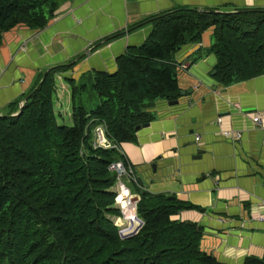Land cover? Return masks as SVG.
Here are the masks:
<instances>
[{
  "label": "trees",
  "instance_id": "trees-1",
  "mask_svg": "<svg viewBox=\"0 0 264 264\" xmlns=\"http://www.w3.org/2000/svg\"><path fill=\"white\" fill-rule=\"evenodd\" d=\"M61 1L0 0V47L3 34L17 26L43 29ZM209 28L207 52L216 59L212 78L218 85L264 75V10H178L154 17L146 40L116 58L114 73L93 76L94 109L76 105L86 85L66 78L72 126L58 125L53 109L54 76L68 69L59 65L36 89L44 72L38 74L28 94L0 116V264H223L201 250L200 225L171 219L199 209L174 196L138 191L143 225L122 238L111 220L120 212L109 166L125 159L116 149L91 146L98 122L117 145L135 142V128L154 118L150 106L180 97L175 53L199 43ZM29 94L21 113L8 118ZM241 264H264V256H247Z\"/></svg>",
  "mask_w": 264,
  "mask_h": 264
},
{
  "label": "crops",
  "instance_id": "crops-1",
  "mask_svg": "<svg viewBox=\"0 0 264 264\" xmlns=\"http://www.w3.org/2000/svg\"><path fill=\"white\" fill-rule=\"evenodd\" d=\"M178 10H264V0H62L43 29L17 26L3 34L0 116L28 94L38 74L59 65L68 69L54 76L53 109L61 117L65 108L71 117L66 78L77 85L100 71L114 73L116 58L146 40L154 17ZM212 31L174 55L186 67L178 73L186 94L175 105L156 100L149 108L153 120L119 149L142 181L133 194H166L197 206L173 219L200 225V248L218 262L241 264L247 256H264V222L250 219L253 212L264 214V131L252 121L260 114L264 122V75L218 85L211 74L216 59L207 52ZM227 130L241 138L220 135Z\"/></svg>",
  "mask_w": 264,
  "mask_h": 264
},
{
  "label": "built area",
  "instance_id": "built-area-1",
  "mask_svg": "<svg viewBox=\"0 0 264 264\" xmlns=\"http://www.w3.org/2000/svg\"><path fill=\"white\" fill-rule=\"evenodd\" d=\"M21 50L25 51L26 46H22ZM186 67L184 65L179 66V70H184ZM97 120L92 119L90 122L95 123ZM253 123L256 128H259L264 131V122L262 120V115L256 114L253 117ZM219 122V121H218ZM220 135L224 138L231 140H239L241 138L240 132H235L231 130L220 131ZM92 143L91 146L94 149L102 148V149H116L120 155L119 146L112 141L109 137L106 125L103 122H98L92 128ZM196 141H199V137H195ZM124 158V157H123ZM109 169L116 174V184L113 188V192L115 193V207L119 209L120 216L112 217L114 225L118 228L119 235L122 238L132 236L137 234V232L141 229L143 222L141 219L137 217L136 212V204L139 200V196L130 192L129 188L121 181V178L125 176L127 178V182L132 183L134 186H138V182L134 177L133 170L131 167H126L124 162L115 161L110 164ZM137 198V201L133 199ZM132 212V214H128L127 211ZM251 220L264 222V214L260 213H251Z\"/></svg>",
  "mask_w": 264,
  "mask_h": 264
},
{
  "label": "rangeland",
  "instance_id": "rangeland-1",
  "mask_svg": "<svg viewBox=\"0 0 264 264\" xmlns=\"http://www.w3.org/2000/svg\"><path fill=\"white\" fill-rule=\"evenodd\" d=\"M82 81H83L82 83H85L86 89L84 91L76 93V95H75V103H76V105H82L87 111L88 110H92L99 103V98L96 95V93L92 90L91 82L88 81L86 78H84ZM65 110L66 109L63 108L62 111H61V117H63V119L58 116L57 110H55V116H56L57 124L58 125H64V126H72L71 117L68 116L70 113H69V111H67V110L65 111ZM4 115H6V113ZM121 181L129 189H132L131 191H133L134 185L132 183H130V182L128 183L127 182V178L125 176H123L121 178ZM171 219L174 220L173 216L171 217Z\"/></svg>",
  "mask_w": 264,
  "mask_h": 264
},
{
  "label": "water",
  "instance_id": "water-1",
  "mask_svg": "<svg viewBox=\"0 0 264 264\" xmlns=\"http://www.w3.org/2000/svg\"><path fill=\"white\" fill-rule=\"evenodd\" d=\"M198 12H200V11H198ZM202 13H206V12H205V11H202ZM237 13H240V12H237V11L224 12V14H237ZM47 72H48V70H46V71L43 73L42 78H41L39 84L37 85L36 89H37V88L41 85V83L43 82V80H44V78H45ZM214 73H215V71H213L211 74L214 75ZM190 92H191V90H189L187 93H190ZM185 94H186L185 92L180 91V95H181V96H184ZM29 96H30V94L27 95V96H26V97H25V98L19 103V109H18V112H17V113L11 114V115H9V116H7V117H8V118H12V117H16V116H18V115L21 113V111H22V106H23L24 102L29 98ZM177 102H178L177 100H175V101H170L169 104H170V105H175V104H177ZM148 125H149V123H146V124H143L142 126H138V127H136L135 129H136V131H138V130H140L141 128L147 127ZM138 182H139L140 185L142 184V181H141L140 178L138 179ZM133 199H135V201H137V198H136V197H134Z\"/></svg>",
  "mask_w": 264,
  "mask_h": 264
},
{
  "label": "bare ground",
  "instance_id": "bare-ground-1",
  "mask_svg": "<svg viewBox=\"0 0 264 264\" xmlns=\"http://www.w3.org/2000/svg\"><path fill=\"white\" fill-rule=\"evenodd\" d=\"M127 213L130 214V215L132 214V212H130L129 210L127 211Z\"/></svg>",
  "mask_w": 264,
  "mask_h": 264
}]
</instances>
